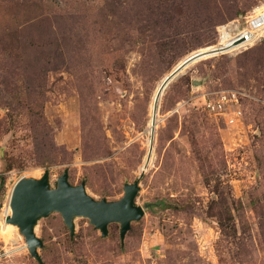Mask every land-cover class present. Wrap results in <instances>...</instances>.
I'll list each match as a JSON object with an SVG mask.
<instances>
[{
  "label": "rangeland",
  "instance_id": "obj_1",
  "mask_svg": "<svg viewBox=\"0 0 264 264\" xmlns=\"http://www.w3.org/2000/svg\"><path fill=\"white\" fill-rule=\"evenodd\" d=\"M263 1L0 0V264H40L3 217L15 183L46 169L96 199L140 177L149 207L124 246L117 222L103 237L85 217L74 235L58 212L40 219L43 264H264V39L191 63L153 143L148 130L162 78ZM224 89L241 93L233 123L203 102Z\"/></svg>",
  "mask_w": 264,
  "mask_h": 264
},
{
  "label": "water",
  "instance_id": "obj_2",
  "mask_svg": "<svg viewBox=\"0 0 264 264\" xmlns=\"http://www.w3.org/2000/svg\"><path fill=\"white\" fill-rule=\"evenodd\" d=\"M204 56L201 52H196L173 69L166 77L162 87L163 91L191 63ZM161 94H158L156 107H158ZM153 137L154 131L151 138L152 143ZM139 190L140 177L124 185V194L120 199H96L88 193L85 181L79 185L70 183L68 169L57 178L52 186L50 170L46 169L40 178L22 177L15 183L10 195L12 213L6 217L5 221L19 227L30 254L40 264H43V260L39 249L44 246V241L37 235L36 225L40 219L54 212L62 215L72 235L76 230L74 223L76 217L88 218L103 237L108 235L109 225L117 222L120 224V239L124 246L132 222L140 220L145 214V209L149 207V205L144 207L137 204L136 198Z\"/></svg>",
  "mask_w": 264,
  "mask_h": 264
},
{
  "label": "built area",
  "instance_id": "obj_3",
  "mask_svg": "<svg viewBox=\"0 0 264 264\" xmlns=\"http://www.w3.org/2000/svg\"><path fill=\"white\" fill-rule=\"evenodd\" d=\"M264 39V1L251 9L242 18L234 19L217 27L214 54L238 53ZM241 93L235 89H224L214 96L205 95L206 108L218 115H227L233 123L242 114L239 106Z\"/></svg>",
  "mask_w": 264,
  "mask_h": 264
},
{
  "label": "bare ground",
  "instance_id": "obj_4",
  "mask_svg": "<svg viewBox=\"0 0 264 264\" xmlns=\"http://www.w3.org/2000/svg\"><path fill=\"white\" fill-rule=\"evenodd\" d=\"M197 52H201L202 55H205L203 58L205 57H209V56H213V54L215 53L214 52V49L213 47H206V48H202L200 50H198ZM196 53V52H195ZM192 56V55H190ZM190 56H188L187 58H189ZM187 58H185L183 61H185ZM182 61V62H183ZM181 62V63H182ZM179 63L175 69L181 64ZM169 75V74H168ZM167 75V76H168ZM167 76H164L160 82V84L158 85L156 91H155V94L153 96V100H152V105H151V117H150V120H149V124H148V130H149V133L150 135H152L153 131L155 130L156 128V125L158 124V118H159V115H158V107H156V100H157V97H158V94L160 95L161 92L163 91L162 87L164 85V82L166 80V77ZM163 93V92H162ZM162 95V94H161ZM161 97V96H160ZM160 100V99H159ZM160 104V103H159ZM161 117V116H160ZM152 138V137H151ZM152 145V143H151ZM151 153H152V147H151ZM151 153H148V155L146 156L145 160H146V164L143 166V169H146L147 167H149L152 163V158H151ZM14 184V183H13ZM11 213H8V214H4V219L7 217V216H10ZM15 226V225H14Z\"/></svg>",
  "mask_w": 264,
  "mask_h": 264
}]
</instances>
